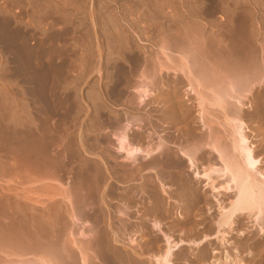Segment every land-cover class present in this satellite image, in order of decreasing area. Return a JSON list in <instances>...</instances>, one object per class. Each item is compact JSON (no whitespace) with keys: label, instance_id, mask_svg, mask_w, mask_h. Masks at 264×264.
I'll use <instances>...</instances> for the list:
<instances>
[{"label":"rangeland","instance_id":"obj_1","mask_svg":"<svg viewBox=\"0 0 264 264\" xmlns=\"http://www.w3.org/2000/svg\"><path fill=\"white\" fill-rule=\"evenodd\" d=\"M180 48L196 50L206 70L235 77L247 62L249 73L262 74L264 0H0V204L10 199L8 206L37 214L38 222L26 216L34 223L28 227H50L75 256L89 247L92 264H153L162 236L186 241L172 264H264V232L248 219L224 242L188 244L215 233L219 211L206 182L187 167L177 173L195 191L189 210L161 171L130 172L116 145V131L129 124L131 146L145 150L163 140L174 155L194 134L223 137L221 109L207 101L211 93L190 89ZM247 97L236 106L237 123L264 163V85ZM208 148L196 161L200 175L220 167ZM98 237L107 248L98 249Z\"/></svg>","mask_w":264,"mask_h":264},{"label":"bare ground","instance_id":"obj_2","mask_svg":"<svg viewBox=\"0 0 264 264\" xmlns=\"http://www.w3.org/2000/svg\"><path fill=\"white\" fill-rule=\"evenodd\" d=\"M183 48H180L181 49L180 52L182 53V56H183V57L180 56V58L182 57L181 58L182 61L181 60L180 61L182 62L183 66L185 67L186 71H184V69L183 70L180 69V70H181V72L184 71L183 73L185 74V76L187 78L186 80H187L191 90L195 91V89L193 87V86H195V88L203 89L202 91H204V92L211 93V96L208 94L207 95L209 97H207V95L205 96V97H207V101H209L211 106H215L216 108L218 107V109H221V115L220 116L222 117V120L219 122H221L223 124L222 125L220 123L223 126V127H221V128H223V133H222L223 137H221L222 140L220 137L213 138L215 136L211 137V136H208L207 134H206L207 138L202 139L201 138L202 136L199 138V137H197L198 134L193 135V133L190 131L191 134L193 135L192 138L187 137V136H186L187 137L186 140H184L182 138L184 141L188 142V144L186 146L185 145H183V146L177 145V147H175V148H177L179 155H177V154L174 155L171 152L165 151L164 148L167 147V142H164L163 140L157 142V144L155 143L156 145L153 146L154 148L147 147L145 150H140V148L137 149V148H134L133 146H131L129 141L126 140L127 136H125V134L127 133L126 130L129 127V125H130L129 124L123 128L119 127L118 130L116 131L117 135L115 134V138H117V142H118V143H116V145L118 144V149L120 151H123L126 154L125 158L127 159V161H129L131 163L132 167L130 166V169L132 168V171H130V172H132L133 174L138 173V171H140V169H142V167L147 168L146 169L147 172L148 171H154L156 173H160V171H161L163 173L162 175H164L167 178V180L171 183L170 185L172 186V188L174 187L173 188L174 195H176L180 199V201L183 203L182 206H186L187 209L189 208V210L192 207L191 202L194 200V199L192 200V196L195 194V191L191 189L192 188L191 186H188L186 184V179L180 177L181 175L178 176L177 173L179 171H184L183 170L184 167H187V169L189 171L191 169H193L192 170L193 175L191 177L194 180H196V181L197 180H204L206 182L205 187L207 189L211 190L212 198L216 202V206H218L217 209L219 211L218 216L216 217V220L214 221V223L212 221V225L214 226V229H215L214 232L215 233L213 232L214 235L213 236L211 235L212 237L203 236V238H201L202 237V234H201V237H200L201 240H199V242H194V241L188 242L187 241L188 244L199 247L202 244H204L205 242H208L212 239L213 240L216 239L217 242H219V243L224 242L225 238L227 237V235L225 233H233L235 231V229H237L236 227L238 226V223L240 222L241 219H248V222H250V224H251L250 225L251 229H256L259 232V236H261L264 232V170L261 169L262 167H264V163H263V160L261 162V158L258 157L259 155L258 156L256 155L257 150H254L252 145L250 146V144L248 142V138L245 135V131H243L242 125L240 123H237V120L240 119V111H239L238 107H236V106L242 105L241 102H244L242 100L243 99L245 100V98L248 96V94H250L252 92L254 87H256V86L259 87L261 85H264V64L262 65L263 66L262 74L258 75V72L257 73L254 72L255 74H253V72H252V74H251V72L249 73V71H248V69H249L248 65L249 64L246 62V66H244V67L242 66L240 72L237 70L238 74L235 77H233L234 76L233 74H232L233 76L232 75L230 76L231 73L228 76L225 73H224L225 75L221 74L222 72L219 74L216 70H213V69L209 70L210 68H208V70H206L204 68V65H202L206 61L204 62L203 59H202V61L197 60V58L201 59V56L197 57V53L195 52L196 50L195 51L193 50V52H194L193 53V52H190L191 50H189L187 52ZM188 49H189V47H188ZM261 54H264V50L261 51ZM242 59L244 61H247L246 58L245 59L242 58ZM261 60H262V57H261ZM170 62H171V60H170ZM182 64H180V65H182ZM244 65H245V63H244ZM237 71H236V73H237ZM154 78L155 77L153 76V79ZM147 79L148 78H146V80ZM151 80H152V77H151ZM149 83L152 84L151 81ZM119 93H121V92H119ZM201 99L204 100L203 96L200 97V100H198V101L202 102ZM204 101H206V100H204ZM233 103L234 104L236 103L237 105L236 104L234 105ZM199 104L201 106V103H199ZM217 112H219V111H217ZM125 124H126V122H125ZM122 126H124V125H122ZM209 131H211V130H209ZM193 132L195 133V131H193ZM211 133H213V131H211ZM215 134L216 133H213V135H215ZM195 135H197V136H195ZM217 135H219V134H216V136ZM3 139H4V137H3ZM24 139H26V138H24ZM206 146L209 147L212 150V152H214L213 155H216L217 163H219L220 167L219 168L218 167L213 168L211 166L210 170H208L210 168L209 167V168H207L208 171H206V169H205V172H203L204 174L200 175L198 172L195 171L196 161L198 159V155H199L200 151L204 150V148H207ZM45 148H46V146H45ZM45 150H47V149H45ZM138 152H140L139 155L142 157L141 163H143L144 166L141 165V163L139 164L140 161L138 162L139 156H137V154H136ZM258 153H259V151H258ZM130 169H128V170H130ZM157 171H159V172H157ZM185 171H186V169H185ZM126 172H127L126 174H129L128 173L129 171H126ZM132 173H131V175H132ZM179 173H181V172H179ZM131 177H133L132 179L134 180L135 177L133 175ZM159 177H162V176H159ZM129 178H130V176H129ZM141 178H143V177H141ZM159 180H160V178H159ZM145 181H147V178ZM148 181H150V180H148ZM189 181H190V179H189ZM149 183L150 182H148V184ZM187 183H188V180H187ZM213 194H215V197H213ZM218 196L220 199H221V197H223V199H225V198L227 199V203H225L226 206L223 204L222 201L218 202L219 199L216 198ZM2 199H5V198H1L0 200H2ZM179 199H177V200H179ZM7 200L9 201L10 199H7ZM7 200H5V202L3 201L4 203L1 201L2 204H0V257H1L0 258V264H66V263L67 264H69V263L70 264H92L90 257H89L90 256L89 255L90 252L88 251L89 247L87 248V246H83L84 244L81 245V247L79 249V254H78L79 256L78 255L75 256L76 254L74 255L73 254L74 252L72 251L73 252L72 253L70 250L72 248V244L67 243V244L71 245L70 248L66 247V244H65L66 241H64V240H63L64 243L62 242V244H60V242L57 240L58 237L55 238V236L53 235L54 234L53 230H51L50 227L46 226V228H45V227L41 226L42 228H45V229H42L41 227H39V224H37L38 226H35L36 223L38 221H40L38 219V217H35V216H37V214L36 215L34 214L35 216L31 215L32 213L30 214V216L35 217L34 219H35V221H37V222H35V225H34L35 227L31 229L28 227L30 224L28 225L26 223H32V222H29L32 217H30L27 214L30 217L29 221H27L28 220V219H26L27 215L25 214L26 212H24L25 207H23V209H22V208H20V206L15 205L12 208V206L11 207L8 206ZM155 200H156V198H155ZM180 201H179V203H180ZM17 203H19V202H17ZM223 205L226 208H224ZM180 206L181 205H179V207ZM194 206H195V202H194ZM196 208H198V207H196ZM187 209H185V211ZM210 209H211V207H210ZM207 210L209 211V209H207ZM25 211H27V210H25ZM33 212L36 213V211H34V210H33ZM157 212H158V210H157ZM117 213H119V212H117ZM40 215H41V213H40ZM38 216H39V214H38ZM42 217H44V216H42ZM201 217L202 216H200V218ZM58 218L56 217L54 219H58ZM195 218H196V216H195ZM34 219L32 218V221ZM42 219H44V218H42ZM42 219H41V221H42ZM214 219L215 218H213V220ZM45 221H46V219H45ZM59 221H61V220H59ZM32 224H34V223H32ZM42 224H40V225H42ZM65 225H63V226H65ZM87 225H88V223H87ZM31 226H33V225H31ZM66 226L63 228H65L64 230H69V234H70L71 229L68 228V226H67V228H68L67 229ZM153 226H155V228H156L157 227L156 223ZM53 227H55V226H53ZM199 227H200V225H199ZM186 228H188V227H186ZM201 228H202V226H201ZM23 229H25L26 232H24L25 230H23ZM210 229H212V228H210ZM89 231H92V230L90 229ZM190 231L192 232V229H189V232ZM203 231H204V228H203ZM245 231H246V229H245ZM204 233H206V232H204ZM195 234H196V232H195ZM204 235H206V234H204ZM100 237H98V241L96 240V243H95V245L96 244L98 245V249L100 248V245L103 246V242H104V241H102V240H104L103 238H106V237H102V239H101ZM162 237H163V244H164L163 249L164 250H162V252L160 254H158L157 256L152 255V259H151L152 263L153 264H172V260L174 258L172 255V252L177 250V248H179L180 246L185 245L186 241L185 242H182V241L174 242V241H172V238H170V237H167V236H162ZM197 238H198V236H197ZM88 245L90 246V243ZM104 248H107V246ZM153 248H154V246H153ZM100 249H102V248H100ZM150 249H152V248H150ZM157 251H158V249H157ZM101 252H103V251L101 250ZM25 255L32 257V260L31 259H30L31 261L28 260L29 258L24 259L23 257ZM105 255H106V253H105ZM14 256L16 257L15 258L16 262H15V260L9 261V258L14 259L13 258ZM199 258H200V256H199ZM224 261H225L224 264H241L240 260H238L236 258L232 259V260L231 259L227 260V258H226V259H224ZM213 262L214 261H211L209 264H212Z\"/></svg>","mask_w":264,"mask_h":264},{"label":"water","instance_id":"obj_3","mask_svg":"<svg viewBox=\"0 0 264 264\" xmlns=\"http://www.w3.org/2000/svg\"><path fill=\"white\" fill-rule=\"evenodd\" d=\"M204 61V60H203ZM205 62V61H204ZM207 68V67H206ZM209 68V67H208ZM211 69H213V70H216V69H214L212 66H211Z\"/></svg>","mask_w":264,"mask_h":264}]
</instances>
